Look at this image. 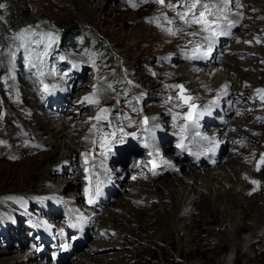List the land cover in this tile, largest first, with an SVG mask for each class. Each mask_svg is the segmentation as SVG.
<instances>
[{
    "label": "rangeland",
    "instance_id": "rangeland-1",
    "mask_svg": "<svg viewBox=\"0 0 264 264\" xmlns=\"http://www.w3.org/2000/svg\"><path fill=\"white\" fill-rule=\"evenodd\" d=\"M208 1L203 0L204 3ZM177 2L178 0H171L173 4ZM10 3L18 6L24 17L29 15L35 19V25H27L18 30L10 29L5 20ZM133 3L136 7L132 6ZM0 4L4 5L0 8V259L18 256L15 262L0 264H264V231L253 238L251 243L242 244L236 256L235 252L228 255L231 250H219L211 241L215 239L198 231V226H185L182 222L176 224L177 233H187L191 238L181 240L179 251L157 239L160 226H155L157 219L154 216L163 212L167 201L164 198H151L147 202H144V197L140 201L128 198L132 191H135L132 192V197H138L144 190L135 184L138 177L149 179L150 175H153L152 168L147 166H139L141 169L136 171L138 165H133L141 159H127V155L138 151L140 147L144 150L142 141L129 138L128 141L132 140L133 145L127 144L128 141L124 145H117L114 148V159L105 161L111 171L107 177L104 176L108 181L103 185L102 195L96 199L94 205H89L85 196L84 189L88 185L81 153L92 148L89 135L92 133L91 126L96 121L91 118L100 107L112 110L111 118L115 125L126 124L124 116L138 122L144 116L149 117L146 114L149 109L157 112L158 118L156 117L155 121L160 127L155 136L163 129V136L170 139L161 145V148H164L160 158L161 165L155 171L160 168L164 172H158L156 179L159 181L167 177L175 178L169 175L174 171L177 178L182 176L179 170L173 167L177 164L176 155L182 157L183 154H189L181 153L176 147V136L173 137L175 139L171 138L177 129L173 127L169 112L171 105L165 104V101L169 95H175L168 85L183 84L185 88L188 85L187 81H182L171 71L188 65L194 66L186 57L191 55L189 49L197 43H202V33L191 36L190 33L198 29L185 25L177 17L175 12L182 9L169 10L153 2L143 3L142 0H0ZM93 7L96 9L94 15L87 20L84 10L93 11ZM244 9L249 16H245L243 21L237 22L238 24L230 29L233 35L225 45L227 48H223L225 52L220 55L233 61L227 63L222 57L219 63L208 66L204 63L203 68L216 71L218 75L221 72L232 80L240 73L252 75L245 76V82L233 88L239 92L229 89L231 94L227 90V95L218 94L210 98L205 96L201 102L195 99L194 103L201 106L197 111H210L207 117L214 121L208 126L211 132L203 129V134L209 138L214 137L218 147L214 148V154L207 151L208 148L203 150L205 147L196 152L192 150L196 155L189 157L193 159L198 155L201 161L194 160L196 163L185 165L184 168L195 171L213 168L216 174L222 175V165L230 158L245 166L249 172L248 176L235 184V188L241 190V183L242 186L247 185V196L252 197L260 191L262 184L259 178L258 185L250 183L255 180L253 175L264 179V164H260V171H257L255 165L256 161L260 162L262 154L264 155V103H261L256 93L257 89H264V40H261L264 38V0H254L251 6L250 3L243 4V9L233 7L231 12L235 15L238 10ZM168 20L172 23H168ZM167 28H181L183 31L170 36L165 31ZM61 34V40L68 35L64 45L59 46L58 35ZM17 36L20 39H14ZM219 39L217 38L211 55L220 44ZM189 40L192 41L191 44L188 43ZM21 44L23 47H20ZM211 55L206 60L210 59ZM5 57H8L7 62L4 61ZM29 60L34 64L42 62L45 76L49 78L44 82L49 86H56L51 94L40 91L42 86L34 75L36 68L30 71ZM212 61L213 59L209 64ZM53 71L55 75L48 74ZM75 79H79V82L73 81ZM194 80L191 79V82ZM206 83L212 84L209 76L202 84ZM21 84L27 88L25 95L20 94ZM101 87L108 95L106 101L99 105L81 103L85 96H91ZM57 92H61L62 96L64 93L69 94V100L62 101L59 105L56 100ZM191 92L197 95L198 87H194ZM195 94L193 97L196 98ZM243 94L248 97V101L241 104L238 100L239 96L243 99ZM213 98L216 104L220 99L225 109L215 107L212 104ZM255 99L258 103H253ZM14 101L19 104L17 108L11 106ZM27 105L36 106L39 111H33ZM51 106L54 107L53 110L58 107V112L47 110ZM172 111L187 109L173 108ZM51 116L53 120L49 121L50 124L57 132L63 131L65 136L58 147L59 161L55 168L53 166L51 169L54 181L41 187L33 183H8V175L13 170L24 171L34 159L46 161L41 166L43 171L53 162L51 156L54 140L48 135H42L37 128L38 124L44 125ZM204 119L205 115L200 119L201 127ZM25 124L29 125L32 132H27ZM238 127L251 137H236ZM70 130L74 131L71 135ZM125 131H136V127L125 128ZM253 137H259L260 140H254ZM73 143L78 145V149L76 153L71 154L69 150ZM140 156L142 158V155ZM203 156L208 158L209 165L199 164L207 163L202 161ZM143 157H147L145 153ZM96 159L99 161L100 157L97 156ZM146 161H143L144 164ZM125 168L132 171L126 169L125 172ZM166 169L169 171L168 175H165ZM219 181L221 182L219 179L217 183L213 181V189L222 191L223 187ZM204 182L205 180L199 182L201 190L208 185ZM182 184L187 186L179 191L182 208L186 201L191 204L197 199L198 202L194 203L191 209V213L195 215L194 208L203 200V192L196 185L189 187L191 184L186 180ZM165 195L167 194H163ZM110 197L111 201L108 203ZM261 198H257L255 205H261L260 202L264 200ZM119 199L128 202L124 209L133 212V215L122 214V210L117 208ZM100 206L104 208L101 209ZM152 207L154 210H151ZM95 211L101 212L99 218L102 216L100 219H104V222L102 227L98 223L92 235V227L90 226L89 230V225L93 222ZM45 212H55L60 216L57 219H49L51 216L42 214ZM180 217L181 215L178 219ZM112 221H116L115 225H111ZM188 221L190 222V219ZM71 223L77 225V229H70L73 234L68 231ZM23 224H26V236L28 232L36 233L38 238L33 234L34 242H38V239L41 246L37 248L34 245L36 249H30V245L29 248L25 245L17 252L8 253L9 248L17 246L16 238L26 244V238L20 232ZM9 227L11 228L8 230ZM208 227L212 228L210 225ZM7 235H10L8 242L4 240ZM152 236L156 238L152 240ZM64 243L71 245L67 251L61 248ZM40 255L44 257L36 258Z\"/></svg>",
    "mask_w": 264,
    "mask_h": 264
},
{
    "label": "bare ground",
    "instance_id": "bare-ground-1",
    "mask_svg": "<svg viewBox=\"0 0 264 264\" xmlns=\"http://www.w3.org/2000/svg\"><path fill=\"white\" fill-rule=\"evenodd\" d=\"M253 1L254 0H239V3L242 5L246 4V3H248V4L250 3V6H251V3H253ZM255 1L261 2V0H255ZM215 2H216V0H209L208 1V3H215ZM237 8H239V7H237ZM249 8H251V7H248V9ZM94 10H96L94 7H93V11L84 10V12H85L84 17L87 20L92 18L94 15V12H95ZM241 13H242V18H241ZM246 14H247V10H245V9L243 11L238 10L235 15H233L231 12L232 16H230V13H229L228 19L231 21H236L239 23L240 21L244 20L245 16H249ZM244 25H245V23H244ZM204 35H206V33H202L201 37H203ZM232 35H233V33H230V35H222V36L218 37V38H220L219 39L220 44L218 45V47H216V49L213 52V54L211 55L212 57L210 59L206 60V59L202 58V59L191 60V62L194 64V66L188 65L186 67L184 66L183 68L181 67V69L171 71L174 74H176V76L180 77L182 81H183V79L185 81H187L188 85L186 86V88L189 91V93L192 91V89L194 87H198V92H196L197 95L195 93L194 94L196 95V100H198L199 102H201V100L203 101L205 96L210 98L211 96L221 94L225 85H228V91L230 92V94H231L230 90H233V91L236 90L237 91V89H233V88L236 86H241V84L245 82L244 81L245 76L252 75V73H246L245 75L240 73L239 75L237 74L234 77V79L232 80L228 77L226 78L224 75H222L221 72H219V75H218V73L216 71L203 68L204 63L206 66H208V65H212L213 63H219L220 62L222 57H224V56H222V57L220 56L221 53L225 52V50L223 48H227V47H225V45L228 41H230ZM199 39H200V37H199ZM261 40H264V38ZM231 48H229V49H231ZM222 49H223V52H222ZM189 50L191 51V49H189ZM7 59H8V57H5L4 61L7 62ZM212 59H213L212 63L209 64ZM223 61H226L227 63H231L233 60L224 57ZM173 63H174V61H173ZM200 64H202V65H200ZM195 65H197V66L195 67ZM198 66H200V67H198ZM167 68H169V67H167ZM208 76L210 77L212 84L209 85L206 83L205 85H203L202 84L203 80L206 81ZM17 78H19V77H17ZM47 79H49V78L46 76L43 77V80H47ZM191 79H195V80L191 82ZM76 80L77 79H75L73 81H76ZM20 82H22V81H20ZM20 86H22V84ZM25 89H27V88L22 86V88L20 89L21 90L20 94L25 95V93H26ZM237 92H239V91H237ZM248 92L249 91H246V93H248ZM68 93H69V91H68ZM190 94L192 95L193 93L191 92ZM194 94L192 96H194ZM26 95H28V94H26ZM63 95L64 96H62L61 92H57L56 100L58 101L59 105L61 104L62 101L67 102V100H69V97H70L69 94L64 93ZM96 95L100 99V103L102 101H106L108 98V95L106 94L104 89H102V87L100 90H98L96 92ZM72 96H74V95H72ZM242 97H243V99L239 96L238 102H240L241 104L247 103L248 97H246V95L244 96V94L242 95ZM213 100H214V98H213ZM16 101H18V99ZM16 101H14L13 105L11 104V106L17 108V106L19 104ZM233 103H234V100H233ZM253 103H258V102L255 99ZM214 105H215V107L219 106V108L221 110L225 109L224 106L221 105L220 99H219V103L214 104ZM215 107H214V109H215ZM28 108L33 109V111H34V109L35 110L38 109L36 106H33V107L28 106ZM53 108L54 107L51 106L47 110H52V111L58 112V107H57V110H53ZM44 110H46V109H44ZM37 111H39V109ZM148 111L149 112L146 114L150 118L151 117H157L158 118L157 112H154L152 109H149ZM206 111H208V110H206ZM215 111H217V109H215ZM9 113L11 114V112H9ZM207 116L208 115L206 114L205 119H204V124L200 128L201 133H203V132L205 133V131L206 132L210 131L209 130L210 128H208V126L213 124V122H214L213 120L209 119ZM11 117H13V116L11 115ZM21 117L25 118V116L23 117L22 115H21ZM14 118H16V117H14ZM13 120H14V122L16 121L15 119H13ZM50 120H53L52 116L47 120V122L44 125H40L42 123L38 124L37 128H38V131L41 132L42 135H46V136L48 135V136H50L51 139L54 140V145H53L54 150H53V153L51 156V159H54L53 162L52 163L49 162L50 163V166H48L49 168H47L45 171H43L41 166L46 161L43 159H41V160L34 159L33 163L31 165H29L24 171H18V170L14 171L13 170L11 172V174L8 175V179H7L8 183H15V184L18 183V184H24V185L33 183L34 185L41 187L43 184H46L47 182H53L54 181V179L51 177L52 176L51 172H53L51 169L53 168V166L55 168L56 164L59 161L58 156H57L59 153L58 147H59L61 141L64 139L65 136H64V134H62L63 131L57 132L54 129V126H52L49 122ZM25 122H26V120H25ZM150 123H155V124L160 125L156 121H154V122L150 121ZM17 124H19V123H17ZM25 126L28 130V131L26 130L27 132H32L29 129L28 124H25ZM203 129H205V131H203ZM159 131L160 132L158 133V136H155L156 139H155V145L153 147V152H154L153 156L150 157L147 154L149 149L144 148L142 145L141 146L144 148V150L141 149V147H140V149H137L138 151L135 150V151H133V154L127 155V159L132 158V157H137L138 159H141L138 161L139 164H138L137 168H135L137 172H139V170L141 169V167H139V166H144V167L147 166L148 168L149 167L152 168L151 165L147 163L150 159L156 160V162L159 165H161L160 158H161V154L163 153V149H164V148H161V145L163 143H167L168 139H170V137L165 138L163 136V133H164L163 129H160ZM69 133L71 135L74 133V131L70 130ZM75 133H76V131H75ZM173 134L174 135L171 138H173L175 136L177 137V135L175 133H173ZM237 134L238 135L236 137H238V138H242V137L247 136V135H248V137H251L250 134H247V133L241 131L240 127H238V129H237ZM89 138L90 139L94 138L92 133L89 135ZM162 138H165V139H162ZM173 139H175V138H173ZM255 139L258 141L260 140L259 137L254 138V140ZM127 144L133 145L134 142L131 140L130 142L128 141ZM185 145L187 146L188 149L194 150L195 152L199 151L200 149H203L204 147L205 148L203 150H206L207 148L208 149L213 148L212 144L208 143L207 141H201L199 137H194L191 140H186ZM84 147H85V145H84ZM70 148H71V150H69V152H71V154L76 153V151L78 149V145L73 143V145ZM156 148L159 149V152H160L159 156H155V149ZM185 152H188V151H185ZM143 153L146 154V156H147L146 158L143 157ZM243 153H244V151H243ZM140 155H142V158ZM113 156L115 157V155H111L109 158L114 159ZM205 156H203L202 161H207V163L200 162L199 164L209 165V163H208L209 160ZM29 160H32V159H29ZM145 160H147L146 164H144V162H143ZM176 160H177V164H174L173 167L178 169L179 172L184 177L181 176V177L177 178V175H175V173H174L175 171L171 172L169 174V175L175 176V178H172V179L167 177V178H164V179H161L158 181V179H156L157 174L156 175H150L149 179L138 177L137 182L135 184L139 185L140 188H142V190L143 189L144 190L141 193V195H139L138 197H132V195H133L132 192L133 193L135 192V191H132L129 194V197H128L129 200H132V201L139 200L140 201L141 198L144 197V202H147V200L151 199V198H158V199L164 198V200L167 201V203L164 206L163 212L161 214H157L156 216H154V217H156L155 219H157V221L155 222V226L156 227H157V225L160 226V232L158 233L157 239L161 240L163 243L169 244L173 249H176L177 251H179V249L181 248V246H180L181 240L191 238V236H188L187 233L186 234L183 233V235L177 233L178 230L176 228V226H177L176 224H178L179 222H182V224H184L185 226H191V225L192 226L194 225V227L198 226V231L207 233V235H208L207 237H211V238L215 239V240H211V241L216 244V247L219 250H225V249L231 250L228 252V255L230 256V252H235L234 255L236 256V252L241 249L242 244L251 243L253 238H255L262 231H264V200H263L264 199V179L260 176L253 175L254 176L253 179H255L257 181L259 179L262 180L261 189L258 193H255V195H252V197H248L247 193H248L249 187L247 185L242 186L241 185L242 183H241L240 186L242 189L241 190L238 189L239 191L235 188V184L237 182H240L243 177L249 175L248 170L242 164H240V163L229 158L228 161H226L222 165V168H223L222 169V175H218L213 171V170H215L213 168H208L206 170H200V171H195V170H192L191 168L190 169L184 168L185 165L191 166V165H193V163H196V161H194V160L201 161L200 157H199V159H197L196 157L195 158L193 157V159H191L189 157V155L183 154L182 157H180V155H176ZM189 160H191L193 162L191 163V162H189ZM126 169H127V171H130V172L132 171L129 168H125V170H124L125 172H126ZM92 171H96V172L102 174L101 178L104 179L105 182L108 181L105 179L103 172L100 168L92 169ZM160 171L164 172L160 168H158L156 173H158ZM165 172H166L165 175H168L169 171L167 169ZM151 177H153V178H151ZM94 178L95 177H93V180H94ZM218 179L221 180V182L220 181L219 182L223 187L222 191H217V190L213 189V181H216L215 183H217ZM185 180L187 182H189V184H191V185H188L189 187L191 186V188H193V186L196 185L199 188V190H201V188H202L201 185L199 184L200 181L205 180V182L208 183L207 186H204V190H201L203 192V195L201 194V197L203 196V200L200 202L199 205L195 206L194 211H193V212H195V215H193L191 213L192 212L191 209L193 207V204L198 202V200L197 199L194 200L191 204H189V202L186 201V203L184 204V206L182 208L181 199L179 198V196H181V195H179L180 189L182 187H183L182 189L187 188V186L184 187L182 184V182ZM205 182H204V184H205ZM210 182H211V185H209ZM4 183H6V182H4ZM228 184H230V185H228ZM93 191H94V189H93ZM165 193L167 195L163 196V194H165ZM258 197H262L261 200H263V201L260 202L261 205H255V203H256L255 201L257 200ZM110 199H111V197L109 198L108 203L111 201ZM127 204H128V202H124L123 199H119L118 203H117V208H119V210H122L121 212L123 215H126V216L130 215L131 216V215H133L132 214L133 212L132 213L127 212L124 209ZM100 208L103 209L104 207L100 206ZM151 210H154V208L152 207ZM99 211H95L96 213L92 219L93 222H90L91 225H89V230H90V226L92 227V229L90 230L91 234L93 233L92 235H94V229L96 226H98V223H100V226L102 227V222H104V219L101 220L102 216L100 217L101 219L99 218V215L101 214V212H99ZM42 214L46 217L51 216V217H48L49 219H57L60 216V214L55 213V212H50V213L45 212ZM180 215H181V217L178 219V217ZM150 219H152V218H150ZM189 219H190V222L188 221ZM17 220H20V219H17ZM188 222H189V224H188ZM114 223H116V221H112L111 225H113ZM26 224H27V222H26ZM26 224H23L22 228L20 230V232L23 233L25 238H26V244H24L22 241H20L19 239L16 238L17 246L12 247L13 249L9 248L8 253H12L13 251L17 252V250L19 248H21L25 245L27 247H28V245H30V247H31L30 249H36V247H34V245H36L37 248L41 246L38 239H37L38 242H34L36 233H33L35 235V236H33V234L31 232H28V235L26 236V230L27 229L24 230V227ZM71 224H74V223H71ZM208 225L212 226V228H209ZM100 226H99V228H101ZM162 226H163V228H162ZM11 227H13V226H11ZM11 227H9L8 230ZM70 229H71V227L68 229L69 233L73 234V232H71ZM75 229H77V227H75ZM8 230H7V232H8ZM18 230H19V227H18ZM187 230H188V228H187ZM177 235H179V236L177 237ZM260 236L258 237V239H260ZM8 237H10V235H7V237L5 239L4 238L3 239L8 242L10 239ZM36 237L38 238V236H36ZM155 238H156V236H152V240ZM32 245H33V247H32ZM45 246H49V245H45ZM39 257L43 258L44 255L43 256L40 255L36 258H39ZM71 259H68V261H70ZM16 260H18V256L13 255V256H10L8 258H1L0 263H3V262L11 263V262H15ZM15 264H19V263L16 262Z\"/></svg>",
    "mask_w": 264,
    "mask_h": 264
},
{
    "label": "snow or ice",
    "instance_id": "snow-or-ice-1",
    "mask_svg": "<svg viewBox=\"0 0 264 264\" xmlns=\"http://www.w3.org/2000/svg\"><path fill=\"white\" fill-rule=\"evenodd\" d=\"M131 2V0H130ZM143 3L153 2L160 7H167L169 10L182 9V11H177L176 15L179 20L189 27H195L198 31H193L190 33L191 36H197L199 33H206L202 37V43H197L191 49V55H188L186 58L189 60L195 59H206L211 55L212 49L214 48L217 38L222 35H230V29L235 27L237 22L231 21L228 19L229 13L232 11L233 7H240L243 9V5L239 3V0H216L215 3H204L203 0H178L176 4L171 3V0H142ZM133 7H136V4H132ZM4 5L0 4V8H3ZM242 18V13H241ZM223 21V23H221ZM168 23H172L171 20H168ZM165 31L170 36H175L177 32L183 31L181 28H167ZM14 39H20L19 36L14 37ZM259 43V41H257ZM189 44L192 43L191 40L188 41ZM247 43V42H246ZM23 47V44L20 45ZM2 54V52H0ZM12 59H15V53L12 54ZM30 66V71L32 68H36L34 73L36 80L39 81L42 86L40 91L45 94H51L52 90L55 89V85L49 86L44 82L42 77L45 76V69L42 62L40 64H34L31 60L28 61ZM75 67V65H74ZM50 75H55L56 73L50 72ZM169 88L173 89L175 95H169L165 104L171 105L169 112L171 113L173 127L177 129L176 135L178 142L176 147L180 150L181 153L188 151L189 155H196L191 149H188L185 145L186 140H191L194 137H199L201 141H207L208 143L214 145L213 148L207 149L209 152H213L214 148L218 147V142L215 138H209L200 132V119L206 115L210 114V111H197L201 106L194 103L195 97L188 93V90L183 84L168 85ZM111 88V85H109ZM228 85H225L222 91V95H227ZM257 97L264 103V89L256 90ZM87 102L90 105H99L100 99L97 97L96 93L93 92L91 96H85L81 103ZM212 104H216V101L213 100ZM187 109V111H175L172 109ZM136 111V109H133ZM112 110L106 107H100L97 113L91 118L96 121L95 124H92L91 131L93 139L89 141L92 145V148L88 152L81 153L83 159V164L85 166V179L87 181V187H85L84 192L87 197V202L89 205H94L96 199L102 195V188L105 184V180L101 178L100 174L92 169L100 168L104 176H108L110 169L107 167L105 161L109 159L111 155H115L114 148L117 145H124L127 143L128 139L142 141V146L146 149H149L148 155L151 157L154 155L153 147L155 145V132L160 127V125L155 123H150V121H155L156 117H147L144 116L140 121H133L130 117L124 116L123 119L127 121L123 125H115L112 120ZM183 121V123H180ZM136 127V131L127 132L125 128ZM87 139V138H85ZM99 149L97 152L96 149ZM159 149H155V156H159ZM97 156L100 157L97 161ZM199 159V156H196ZM15 159V157H12ZM148 164L151 165L153 170V175H156L155 169L159 167V164L154 159H150ZM167 163V161H164ZM139 164L137 162L133 165L136 167ZM260 164H264V155L261 156L260 162H258L257 171H260ZM95 177V180H93ZM110 180V178H109ZM250 183L258 185L259 181L252 180ZM94 189V191H93ZM256 189H253L255 191ZM251 195V193H249ZM83 219V218H80ZM70 227H77L76 224H70ZM103 235V233H102ZM71 247L70 244L64 243L61 245V248L67 251Z\"/></svg>",
    "mask_w": 264,
    "mask_h": 264
},
{
    "label": "trees",
    "instance_id": "trees-1",
    "mask_svg": "<svg viewBox=\"0 0 264 264\" xmlns=\"http://www.w3.org/2000/svg\"><path fill=\"white\" fill-rule=\"evenodd\" d=\"M5 20L8 24V27L13 30L22 29L23 27L27 25L34 26L36 23L35 19H33L31 16L27 15L24 17L20 13L18 6L14 5L13 3L9 4V8L6 13ZM67 35H65L63 40H61L62 34L61 36L58 35L59 36V41H58L59 46L64 45L65 40H66L65 38L67 37ZM58 44L56 45V47L58 46Z\"/></svg>",
    "mask_w": 264,
    "mask_h": 264
}]
</instances>
